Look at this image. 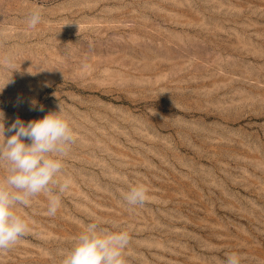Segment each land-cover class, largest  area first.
<instances>
[{
  "label": "rangeland",
  "instance_id": "rangeland-1",
  "mask_svg": "<svg viewBox=\"0 0 264 264\" xmlns=\"http://www.w3.org/2000/svg\"><path fill=\"white\" fill-rule=\"evenodd\" d=\"M9 53L5 128L60 105L76 140L56 215L31 198L0 264H60L93 221L129 232L125 264H264V0H0ZM137 181L150 199L128 206Z\"/></svg>",
  "mask_w": 264,
  "mask_h": 264
},
{
  "label": "clouds",
  "instance_id": "clouds-1",
  "mask_svg": "<svg viewBox=\"0 0 264 264\" xmlns=\"http://www.w3.org/2000/svg\"><path fill=\"white\" fill-rule=\"evenodd\" d=\"M26 21L29 28L41 23V8L33 7ZM15 59L9 53L0 58V64L14 71ZM30 110H37L35 101ZM39 110L43 111V107ZM6 132L11 135L6 137ZM75 140L70 116L60 105L59 111H50L39 120L25 123L17 118L7 128L5 113L0 110V162L6 163L7 172L0 180V252L11 250L29 233L28 220L19 209L27 207L31 198L44 194L48 199L47 215H56L62 195L72 184L63 169L64 159ZM122 197L128 206H143L150 199L149 189L137 181L122 193ZM117 227L113 223L112 228ZM112 228L103 226L101 221L85 224L71 248L62 253L60 264H125L129 232L123 229L113 231ZM242 259L236 252L227 253L222 264H241Z\"/></svg>",
  "mask_w": 264,
  "mask_h": 264
}]
</instances>
